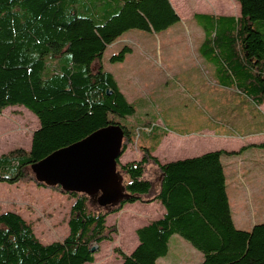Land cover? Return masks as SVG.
I'll use <instances>...</instances> for the list:
<instances>
[{"label": "trees", "instance_id": "1", "mask_svg": "<svg viewBox=\"0 0 264 264\" xmlns=\"http://www.w3.org/2000/svg\"><path fill=\"white\" fill-rule=\"evenodd\" d=\"M236 1L237 17L193 14L204 32L199 54L214 65L219 85L262 105L264 0ZM179 20L169 0H0V114L9 106H24L39 123L29 150L0 155V182L35 181L33 162L108 124L123 128V154L126 142L134 138L118 118L133 115L135 109L112 73L103 69V54L130 29L162 31ZM130 51L124 46L109 60L123 61ZM139 126L134 128L150 144L140 147V160L121 164L117 159L118 171L128 178L120 201L100 211L89 196L54 186L74 201L67 235L48 243L36 237L32 223L19 213L0 212V264L93 262L91 248L112 241L117 232L115 224L106 225V216L127 203L152 201L166 212L136 230L138 245L130 254L114 248L121 264H156L167 254L173 234L201 252L198 264H264V222L247 231L232 220L221 157L236 152L214 150L160 164L151 152L168 131L149 122ZM255 146L264 149V141ZM149 162L161 172L157 193L143 178Z\"/></svg>", "mask_w": 264, "mask_h": 264}, {"label": "rangeland", "instance_id": "2", "mask_svg": "<svg viewBox=\"0 0 264 264\" xmlns=\"http://www.w3.org/2000/svg\"><path fill=\"white\" fill-rule=\"evenodd\" d=\"M172 1L183 14L178 22L156 32L130 29L108 45L103 54V69L117 78L135 109L133 115L118 118V121L133 131L131 145L138 150L144 143L150 144L143 132L134 128H141L139 125L144 122H156L159 128L177 134L213 130L199 135L211 137L212 140L207 142L210 150L223 147L236 152L229 154V171L239 169L242 174L227 179L226 189L235 227L248 231L254 224L264 222V149L255 146L264 141V134H258L259 130H264V115L254 109L231 106L228 103L233 100L224 98L217 91L212 81L211 64L197 52V46L204 38L203 32L194 33V20L189 18L196 12L238 16L239 4L236 0ZM124 46L131 49L125 59L111 62L110 56ZM97 65L95 62L93 68ZM211 91L216 97L213 98ZM216 110L221 112L216 113ZM38 127L36 116L24 106L5 108L0 114V155L17 148L29 150L32 133ZM224 133H231L232 137L220 136ZM128 144L126 142V147ZM227 157L222 155V159ZM122 160H130L128 154L124 153ZM118 173L123 186L128 178ZM90 199L100 211L113 206L100 207L96 196ZM73 201V197L59 188L38 185L34 180L12 184L0 182V212L19 213L32 223L34 233L42 243L59 241L67 235V219ZM107 223L113 224L112 217ZM123 231L125 229L120 227V235L96 247L94 258L98 264H115L112 255L118 254L114 248L130 246L128 235L123 238ZM173 242L174 239L170 242L171 249ZM191 249L194 254L184 249V264H196L197 255H202L197 249Z\"/></svg>", "mask_w": 264, "mask_h": 264}, {"label": "crops", "instance_id": "3", "mask_svg": "<svg viewBox=\"0 0 264 264\" xmlns=\"http://www.w3.org/2000/svg\"><path fill=\"white\" fill-rule=\"evenodd\" d=\"M169 2L171 4L172 8L174 9V11L176 12V14L178 15L179 19H180L183 16V14L181 12H179V10L176 7V4H174V2L172 0H169ZM196 13H205V12H196ZM193 14H195V13H193ZM193 14L189 15V18L191 20H194ZM206 14H211V13H206ZM230 16L237 17V15H230ZM194 24L195 25L193 27V32L197 34L198 32H200L199 30H202V29L200 26H198L196 24L195 21H194ZM202 32H203V30H202ZM203 36H204V32H203ZM202 41H203V39L199 42V44L197 46L198 56H200L201 58H203V57L199 54V47H200ZM209 64H211V63H209ZM210 72L212 74V81H214L216 86H217V91L222 93L224 95V98L230 97L233 100L232 103H228V104H231V106H234V107H244V108L254 109V110L258 111L260 114L264 115V112H262V109L264 110V104L256 105L254 102L249 100L245 95H243L239 91H237L233 88H228V87L219 85L217 82L216 74H215V67L212 64L210 65ZM114 78H115L120 90L123 92V94L125 95V97L128 100L125 89L122 88V86L119 84V82L115 76H114ZM211 95L213 96V98L216 97L212 94V91H211ZM234 97H237V99H235ZM216 106H217L216 108H219L218 105H216ZM212 108L214 109V106ZM219 112H221V111L216 110V113H219ZM243 112H248V111H243ZM151 125L154 127H159V125L156 122H152ZM162 129H164V128H162ZM204 131H206V132L212 131L213 132V130L210 129V130H199V131L191 132L190 134H182V133L177 134V133H171L168 130L167 134L165 136H163V138L161 139V141L158 144V146L156 147V149L151 152V155L156 157L160 164H164V163L175 161L178 159L196 157V156H199V155L204 154L206 152L214 151V150H225L228 152L232 151V150H228V149L223 148V147L217 148L214 150H210L211 148H209L207 146V142L212 140L211 137L210 138H207V137L203 138L199 135L201 132H204ZM145 132H147V131H145ZM258 134L259 135L264 134V130H259ZM216 136H217V134H216ZM220 136L232 137V134L231 133H226V134L224 133ZM131 144L132 143H129L128 146L126 147V150L123 152V154L124 153L128 154V159H130V160H127V161L122 160L121 161V158L123 155L122 154L119 157L121 164L126 163L128 161H132V160H140L143 157V152L140 149L138 150L135 146H132ZM145 146H146V144L144 143V147ZM226 156H228L226 158V160L222 159V157H221V162H222V165L224 168V173H225V185L227 183V179H229V178L234 179V176L236 177V175L240 176L242 174V172L239 169H236V170L232 169L231 171H229L230 158L231 157L229 155H226ZM145 176H147V178H145ZM143 177H144V179L151 182L152 193H157V191L159 190L160 181H161V172H160L158 166L156 164L151 163V162L147 163ZM226 191H227V189H226ZM228 201H229V198H228ZM229 206H230V204H229ZM230 210H231V207H230ZM165 212H166V210H165L164 206L158 201L127 203L119 211L108 214L106 216L105 221H106V225H108V226L116 224L117 232L112 235L113 239H115L117 234L118 235L121 234L120 233V227H123L125 229V231H123V238H126V236L128 235L127 242H128V244H130V246L125 247V248L123 246V248H120V249L125 254L128 255L138 245V238L136 235V230L142 226L147 225L149 222H151L153 220H157L159 218H162L164 216ZM231 215H232V212H231ZM109 217H112L113 224L107 223V220ZM232 220H233V223L235 225L233 216H232ZM125 234H127V235H125ZM179 238H181V239H179ZM173 239H174V242H173L174 246H173V249H171L170 242ZM184 240L185 239L182 238L180 235L173 234L168 240L167 254L163 257L158 258L156 260V264H184L183 260H182L185 256L184 255L185 254L184 249H186V250L188 249V251L190 253L194 254V251H192L193 249H191L194 247L190 244V242H189L190 245H188ZM190 246H192V247H190ZM171 250H174L175 252H173ZM197 256H198V261L196 262V264L200 263L202 260V255H197ZM112 258H113V262L115 264H121L122 259L118 255L114 254V255H112ZM85 264H98V262H96L95 258H94L93 262L85 263Z\"/></svg>", "mask_w": 264, "mask_h": 264}, {"label": "water", "instance_id": "4", "mask_svg": "<svg viewBox=\"0 0 264 264\" xmlns=\"http://www.w3.org/2000/svg\"><path fill=\"white\" fill-rule=\"evenodd\" d=\"M123 138L124 130L119 124L101 127L33 162L30 166L35 181L58 186L64 192L96 196L100 207L114 205L125 196L117 168ZM95 249L92 247L91 252Z\"/></svg>", "mask_w": 264, "mask_h": 264}]
</instances>
